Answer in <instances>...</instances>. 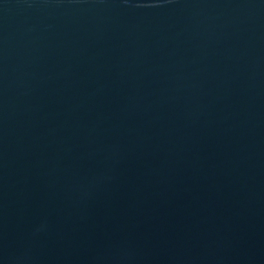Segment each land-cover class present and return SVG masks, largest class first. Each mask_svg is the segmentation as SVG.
<instances>
[{
  "label": "water",
  "instance_id": "95a60500",
  "mask_svg": "<svg viewBox=\"0 0 264 264\" xmlns=\"http://www.w3.org/2000/svg\"><path fill=\"white\" fill-rule=\"evenodd\" d=\"M264 257V0H0V264Z\"/></svg>",
  "mask_w": 264,
  "mask_h": 264
}]
</instances>
